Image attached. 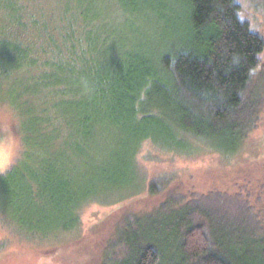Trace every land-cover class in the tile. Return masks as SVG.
Listing matches in <instances>:
<instances>
[{
  "label": "trees",
  "instance_id": "16d2710c",
  "mask_svg": "<svg viewBox=\"0 0 264 264\" xmlns=\"http://www.w3.org/2000/svg\"><path fill=\"white\" fill-rule=\"evenodd\" d=\"M65 3L49 16L41 0H0V87L27 71L25 92L44 94L37 130L53 128L80 162H36L47 202L36 225L60 235L79 230L87 202L142 186L141 173L137 186L128 174L146 143L232 160L264 114V37L239 0ZM23 141L7 172L13 194L23 183L14 172L30 157ZM218 177L209 188L153 178L152 206L126 207L75 250L94 264H264V160Z\"/></svg>",
  "mask_w": 264,
  "mask_h": 264
},
{
  "label": "rangeland",
  "instance_id": "374dc122",
  "mask_svg": "<svg viewBox=\"0 0 264 264\" xmlns=\"http://www.w3.org/2000/svg\"><path fill=\"white\" fill-rule=\"evenodd\" d=\"M65 1L41 0L44 3L42 6L44 12L49 16L52 10L63 11ZM106 1L117 2L101 0L102 5L106 7H108ZM239 1L243 17L264 37V0ZM1 16L0 12V20ZM27 30L33 34L39 32L30 26ZM7 32L11 34L10 29ZM262 61L264 64V53ZM27 80L29 74L26 71L24 74L14 75L7 81L3 80L0 87V264H94V260L90 258L83 259L86 258L84 253L79 256L75 247L81 241L96 242L93 239H97L98 236L102 238L126 207L137 203L152 206L154 199L148 194L146 186L153 178L172 175L186 182L199 181L209 188L217 184L218 176L233 167L264 160V114L259 128L251 134L244 150L232 160L216 152L185 156L160 150L148 142L143 145L137 156V171L133 170L128 174V183L137 186L142 183L143 178L142 186L115 193L114 197L105 200L87 202L80 211L79 230L60 235L55 231H49L48 227L36 225L41 218V215L36 216V213L42 208L46 210L47 203L43 194L40 197L41 186L38 182L41 173L36 162L37 159L46 162L49 158L50 162L63 160L61 164L63 169L67 161H74L75 164L80 162L71 156V143L53 128L47 131L37 130L39 123L36 119L39 118L44 106V94L32 96L26 93L25 87L29 83ZM24 138L30 147V157L25 160L26 164L14 172L18 176L21 175L23 183L13 194L11 185L13 177L7 176V172L22 157ZM138 172L141 173V178ZM143 188L144 191L140 195L134 196ZM22 189L28 191V197L22 198ZM32 223L35 226L33 228ZM48 223L49 219L44 218L40 225ZM30 227L34 231L28 230Z\"/></svg>",
  "mask_w": 264,
  "mask_h": 264
}]
</instances>
